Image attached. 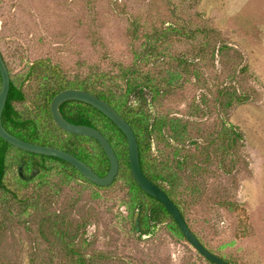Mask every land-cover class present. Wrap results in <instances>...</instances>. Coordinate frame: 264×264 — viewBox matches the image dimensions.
I'll return each mask as SVG.
<instances>
[{
	"label": "rangeland",
	"instance_id": "obj_1",
	"mask_svg": "<svg viewBox=\"0 0 264 264\" xmlns=\"http://www.w3.org/2000/svg\"><path fill=\"white\" fill-rule=\"evenodd\" d=\"M0 50L25 117L44 94L38 60L73 84L104 73L120 100L143 86V111L182 148L155 140L147 158L174 175L191 230L228 263L264 264V0H0ZM20 157L0 189V264H211L170 219L140 238L122 178L104 189L49 162L27 180Z\"/></svg>",
	"mask_w": 264,
	"mask_h": 264
},
{
	"label": "trees",
	"instance_id": "obj_2",
	"mask_svg": "<svg viewBox=\"0 0 264 264\" xmlns=\"http://www.w3.org/2000/svg\"><path fill=\"white\" fill-rule=\"evenodd\" d=\"M222 48L223 47L219 50L222 51ZM105 77L104 73H91L83 80L73 84L70 80L66 79L58 66L53 65L49 60H38L31 64L28 72V79L35 78L42 81L44 94L41 96V102L36 103L33 116H23L16 109V105L25 102L26 94L21 87L15 85L11 80L9 97L2 116L3 125L10 133L24 141L63 149L66 152L74 154L90 165L98 175L100 174L101 177H104L109 171L110 163L100 144L92 138L65 132L56 125L51 113L53 98L66 89H82L97 95L101 99L107 101L131 124L138 139L141 167L145 175L158 184L169 195L185 217L180 202L173 199L174 175H162L157 170V163L147 158L155 140L167 141L166 144L168 147L173 146L176 151L182 149L176 146V144H178L176 137L172 138V136L167 135L165 128L168 126V122L161 119L159 120L154 116L150 118V116L148 114L146 115V112L143 111L144 107H149L148 100L146 97L142 96V94H145L143 86L140 84L135 85L132 79H129L126 84L128 88L127 94L122 98L123 100H120L116 99L114 96L112 87L109 86L110 83L104 82ZM0 84L2 85L1 75ZM230 87H232V85ZM234 95H236V93H234ZM234 95L232 94L231 99L234 98ZM131 96H133V99ZM244 97L246 98V96ZM237 99L239 100H237L236 106L242 105L248 100V98L244 100H240V98ZM131 102L136 103L137 106H132L133 104H131ZM230 105H232V103ZM61 112L71 123L94 127L107 137L120 161V172L115 182L109 187L97 186L88 181L69 163L54 157L24 152L13 147L0 137V189L8 191L5 184V177L7 174L6 171L8 170L9 154L14 150L21 153L19 159V166L21 169L19 172L21 177H25L24 179L27 180L32 178L36 172L41 174L50 172L55 166H50L49 162H55L58 166L62 167L61 172L69 178L89 183L95 187L109 189L121 178L127 181V183H129L130 192L135 200V215L133 219L134 230L140 238L149 237L156 233L160 225L166 223L169 219L175 224L178 230H180L172 215L166 210L163 204L146 194L138 186L129 164L127 139L111 120L96 108L78 101L64 103L61 106ZM231 133H233L235 137L233 139L234 142H237V139L241 138L236 131H231ZM180 135L181 134H178V136ZM171 142L173 144H171ZM179 163L182 164L180 161ZM161 165L163 164L161 163ZM25 172H29V174L25 175ZM22 181L26 182L23 179ZM12 194L17 196L16 193ZM210 263L214 264L212 262Z\"/></svg>",
	"mask_w": 264,
	"mask_h": 264
},
{
	"label": "water",
	"instance_id": "obj_3",
	"mask_svg": "<svg viewBox=\"0 0 264 264\" xmlns=\"http://www.w3.org/2000/svg\"><path fill=\"white\" fill-rule=\"evenodd\" d=\"M3 58L4 57L0 50V75L2 79V85L0 89V137L3 140L24 152L54 157L65 161L78 170L91 183L100 187H109L115 182L117 176L119 175L118 173L120 172V161L112 144L100 130L86 125L73 124L68 121L61 112V106L69 101L82 102L96 108L109 120H111L125 135L128 145L130 168L138 186L146 194L157 199L163 204L166 210L172 215L187 241L195 248V251L199 252L208 261L214 264H228V262L223 258L212 253L211 251H208V249L191 230L188 223L186 222L185 217L174 201L158 184L145 175L141 167L140 149L133 127L114 107H112L104 99H101L97 95L82 89H66L57 94L51 103V113L56 125L59 128L69 134L92 138L100 144L110 163L109 171L104 177H101L100 174L98 175L90 165L79 159L74 154L66 152L63 149L30 143L10 133L3 125L2 120L3 112L7 104L11 88L9 69L5 59Z\"/></svg>",
	"mask_w": 264,
	"mask_h": 264
},
{
	"label": "flooded vegetation",
	"instance_id": "obj_4",
	"mask_svg": "<svg viewBox=\"0 0 264 264\" xmlns=\"http://www.w3.org/2000/svg\"><path fill=\"white\" fill-rule=\"evenodd\" d=\"M175 203V202H174Z\"/></svg>",
	"mask_w": 264,
	"mask_h": 264
}]
</instances>
